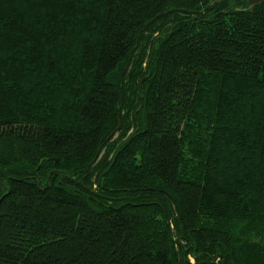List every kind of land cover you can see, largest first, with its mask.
I'll list each match as a JSON object with an SVG mask.
<instances>
[{
  "label": "trees",
  "instance_id": "16d2710c",
  "mask_svg": "<svg viewBox=\"0 0 264 264\" xmlns=\"http://www.w3.org/2000/svg\"><path fill=\"white\" fill-rule=\"evenodd\" d=\"M0 264H264V2L0 0Z\"/></svg>",
  "mask_w": 264,
  "mask_h": 264
},
{
  "label": "water",
  "instance_id": "95a60500",
  "mask_svg": "<svg viewBox=\"0 0 264 264\" xmlns=\"http://www.w3.org/2000/svg\"><path fill=\"white\" fill-rule=\"evenodd\" d=\"M237 1H240V0H237ZM246 2L248 5L254 6V5H257L259 3L264 2V0H246Z\"/></svg>",
  "mask_w": 264,
  "mask_h": 264
}]
</instances>
